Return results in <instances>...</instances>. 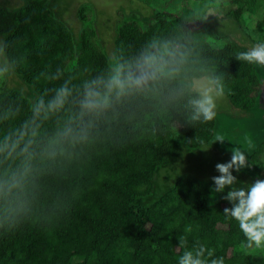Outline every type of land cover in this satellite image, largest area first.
Instances as JSON below:
<instances>
[{
	"label": "trees",
	"instance_id": "16d2710c",
	"mask_svg": "<svg viewBox=\"0 0 264 264\" xmlns=\"http://www.w3.org/2000/svg\"><path fill=\"white\" fill-rule=\"evenodd\" d=\"M21 1L0 7V54L17 82L0 88V137L33 119L37 99L47 102L65 83L71 91L62 109L36 117L37 154L15 186L8 181L22 158L0 153V264H177L184 251L178 237L189 224L188 246L207 242L225 264H264V250L246 249L237 223L225 217L231 205L219 194L213 202L211 180L178 160L183 149L205 144L230 156L216 141L227 131L216 117L208 124L190 120L188 100L199 95L192 78L209 74L214 88L219 78L232 106L246 112L264 89L257 66L235 57L245 46L227 34H220V46L207 39L205 13L192 5L207 0H187L178 14L133 11L116 24L111 56L97 26L83 24L91 2L79 5L74 30L64 16L70 3ZM228 1L224 15L235 16L245 38L264 39V17L246 26L250 33L243 30L245 4L256 0ZM160 52L168 62L164 74L112 95L102 109L82 107L86 83L117 69L142 75L151 71L143 58ZM250 136L252 167L238 174L264 178V137Z\"/></svg>",
	"mask_w": 264,
	"mask_h": 264
},
{
	"label": "clouds",
	"instance_id": "9594fccd",
	"mask_svg": "<svg viewBox=\"0 0 264 264\" xmlns=\"http://www.w3.org/2000/svg\"><path fill=\"white\" fill-rule=\"evenodd\" d=\"M237 60L249 65L264 67V39L256 38L246 50L235 53ZM164 53H152L145 56L142 66L151 71L134 76L131 72L122 73L119 69L106 79L99 78L85 84V98L82 107L95 111L105 107L112 95H121L131 87H142L149 78L164 74L167 67ZM214 90H207L188 100L190 120L208 124L218 114V100L226 95L227 89L219 78L214 79ZM67 83L56 89L55 95L47 102L43 97L32 105L33 119L25 120L18 127L6 131L0 137V153L5 159L21 157L22 167L14 172L8 181L9 186H15L18 177L29 170L30 162L36 156V146L39 141V123L36 117L47 119L51 113L63 108L70 95ZM225 136L216 141H223ZM250 142V141H249ZM218 175L210 177L209 185L213 202L217 194L231 206L225 207V217L234 220L242 233L244 247L249 250H264V178L257 177L249 182H242L235 173H240L252 167L243 144L236 145L231 150L230 159L215 163ZM193 232L191 224L184 229V235L178 237L179 245L184 251L177 257V264H225V258L217 255L207 242L196 240L189 245L188 236Z\"/></svg>",
	"mask_w": 264,
	"mask_h": 264
},
{
	"label": "rangeland",
	"instance_id": "374dc122",
	"mask_svg": "<svg viewBox=\"0 0 264 264\" xmlns=\"http://www.w3.org/2000/svg\"><path fill=\"white\" fill-rule=\"evenodd\" d=\"M87 1L93 4V9L92 6H85L86 10L84 14L87 16V19L83 24L86 23L89 25L91 22V24L97 26L99 35L101 36L100 42L105 47L109 56L112 55L113 36L116 24L127 16H134L133 11L141 15H148L152 7L156 11L164 10L178 14L182 11V8L184 10L189 7V1L187 0H61V3L71 4L68 7L69 13L64 14V16L74 30L78 29L81 25V21L76 15L79 5ZM21 2V0H0V7H17ZM192 5L197 15L201 16L205 13L203 21L207 30H210H208L207 39L213 45L220 46V34L232 36V38H235V40L246 48L253 43L248 38H245L233 14L224 15V12L227 10L229 11L231 8V4L228 0L192 1ZM246 5L247 4H245L246 14H243L241 20L244 26L243 30L250 33V29H247L246 26H253L257 19L264 17V4L256 0L253 3L251 2L248 6ZM129 9L132 10V13L129 12ZM257 68L264 75V67L257 66ZM2 84L14 86L17 82L4 56L0 54V88L3 86ZM189 85L191 89L199 93V95L204 91L214 90L209 74L192 78L189 81ZM218 105L219 110L216 118L223 126L227 127V131L223 134V136L227 138L219 142V144L222 145V151L229 152L228 154L231 156V150H234L233 145L236 147L237 144H243L247 151L250 146L247 142L249 140L248 137H252L250 134L254 135V133H257L264 137V89L260 92L259 102L254 110L246 112V110L237 109L232 106L226 95L218 100ZM249 117H251V119L255 117L256 119L246 123ZM230 156H224L215 145L205 144L194 150L183 149L178 160L179 162L187 163L192 173L198 178L202 180H211V176L218 175L215 171V163L228 160ZM234 175H237L238 179L242 182L253 180L245 178L242 174L236 173Z\"/></svg>",
	"mask_w": 264,
	"mask_h": 264
}]
</instances>
